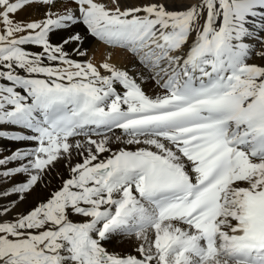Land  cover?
<instances>
[{
    "label": "snow or ice",
    "instance_id": "snow-or-ice-1",
    "mask_svg": "<svg viewBox=\"0 0 264 264\" xmlns=\"http://www.w3.org/2000/svg\"><path fill=\"white\" fill-rule=\"evenodd\" d=\"M71 2L79 18L54 11L57 0H0V80L10 82L0 83V125L28 132L0 137L37 143L0 159V166L28 159L0 175L27 174L12 189L26 194L56 161L73 150L84 155L46 202L14 221L0 218V264H264V67L246 63L251 48L241 42L253 35L249 17L260 16L264 31V0H200L186 10L158 0L124 10L118 0L111 8ZM33 5L44 8L42 20L18 18ZM69 22L134 52L155 45L156 66L168 62L167 79L157 81L164 94L150 98L107 63L104 76L68 59L49 33ZM115 129L125 143L147 147L100 160ZM77 136L86 139L70 142ZM124 236L135 241V255L109 253L102 243Z\"/></svg>",
    "mask_w": 264,
    "mask_h": 264
},
{
    "label": "bare ground",
    "instance_id": "bare-ground-1",
    "mask_svg": "<svg viewBox=\"0 0 264 264\" xmlns=\"http://www.w3.org/2000/svg\"><path fill=\"white\" fill-rule=\"evenodd\" d=\"M108 7H114L112 5V0H100ZM150 2H157V0H118L121 10L126 8H133ZM158 2L165 3L172 10H186L194 2L193 0H158ZM200 2L194 5H199ZM76 6L69 0H57V6L54 11L65 14L67 12L74 13L77 18H79V13ZM73 9V10H72ZM140 15H143L141 13ZM45 16L44 8L38 5H33L26 8L19 14V19L30 21V20H42ZM203 20H201V24ZM261 17H249L248 22L245 25L253 35L252 39L247 41H241L250 45V53L256 48V54L253 57L248 58L246 63L250 65H258L264 67V31L260 28ZM261 32L263 35H261ZM81 37L80 41L71 40L70 37L75 35ZM195 33L189 38L188 44L184 46L182 51L186 53L189 49L193 40L195 39ZM247 38V37H246ZM65 41H68L65 43ZM49 42L55 46L62 47L63 51L67 53L68 59H73L72 61L84 60L87 64L92 63L100 71L101 75L108 76L110 73L106 72L101 65L107 63L119 71L126 72L128 76L133 79L138 85L141 86L143 92L150 98H156L157 96L163 95L165 90L157 83L160 80L163 83L167 76L165 77V72L163 69L168 67V62L162 60L159 66H156V56L159 55L160 50L155 51L156 56L149 55L151 52L143 51L141 54L135 53L134 56L126 55L123 51L119 49H108L99 43V40L92 36L89 29L82 22L78 23H68L67 27L61 29H54L49 33ZM25 50L30 53H41L43 51L39 49V46L35 45H25ZM153 48H156L155 46ZM142 49V48H141ZM149 52V53H148ZM80 53H85L81 55ZM154 54V51L152 52ZM178 53H172V55H177ZM49 61L44 59L43 63L47 64ZM145 64V66H144ZM64 65L60 68H66ZM74 70V69H72ZM171 70L169 69V72ZM159 73V75H157ZM23 74V73H21ZM43 78V77H40ZM161 78V79H159ZM152 79H154L152 81ZM0 83L9 84L10 82L0 80ZM114 87L116 91L123 95L125 89L118 82H114ZM0 131L7 132L9 135L13 134H28L24 129L19 126L12 127L11 125H0ZM110 139L108 147L111 149L110 152H105L98 154L99 159H107L112 153L118 152L119 150L133 151L140 147H147L145 145H129L124 142L126 137L123 135L122 131L115 129L114 132H109L107 134ZM115 136H121L120 141L115 140ZM93 139H102V136L93 135ZM84 136L73 137L72 141L79 140L81 142L85 141ZM37 146L35 141H13L5 137H0V159H4L17 150L30 151ZM82 151V150H81ZM86 155V153H85ZM84 159V155H78L76 150H73V155L70 160H58L54 165L50 166L49 171L42 177V182L36 185L32 191L26 194L14 193L12 189L19 186L20 183L27 182V174L17 173L14 176L4 177L0 175V218L5 221H14L19 216L26 215L34 207L38 206L42 202H46L52 193L59 190L61 185L70 177V168L75 164L81 163ZM98 162V161H97ZM28 163V159L24 161H12L7 165L0 166V173L8 170H14L17 167H21ZM4 192H8L9 195H3ZM23 196V199L21 197ZM7 208L8 212L3 213V209ZM74 221H79L81 217L72 215L70 217ZM104 247L109 253L119 254L121 256L133 254L135 255V241L130 237H118L111 239L109 241L102 242Z\"/></svg>",
    "mask_w": 264,
    "mask_h": 264
},
{
    "label": "rangeland",
    "instance_id": "rangeland-1",
    "mask_svg": "<svg viewBox=\"0 0 264 264\" xmlns=\"http://www.w3.org/2000/svg\"><path fill=\"white\" fill-rule=\"evenodd\" d=\"M193 2L195 3V2H200V0H193ZM193 5V4H192ZM191 5V6H192ZM264 33V32H263ZM263 33L261 32V35H263ZM264 37V36H263ZM250 39H252V37H248V40H250ZM245 41H247V40H245ZM244 42V41H243ZM256 54V50L254 49V51H252L251 52V56H249V58L251 57H253V55H255ZM72 60V59H71ZM74 62H78V61H74ZM65 64H62V63H60L59 61H54V62H51L49 65H47V66H52V67H62V66H64ZM12 126V125H11ZM17 127V126H16Z\"/></svg>",
    "mask_w": 264,
    "mask_h": 264
}]
</instances>
